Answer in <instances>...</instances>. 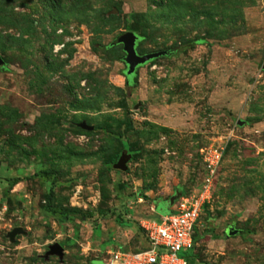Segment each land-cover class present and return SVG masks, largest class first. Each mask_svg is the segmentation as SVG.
<instances>
[{
	"label": "rangeland",
	"instance_id": "374dc122",
	"mask_svg": "<svg viewBox=\"0 0 264 264\" xmlns=\"http://www.w3.org/2000/svg\"><path fill=\"white\" fill-rule=\"evenodd\" d=\"M74 1L0 0V264L143 248L138 221L198 190L210 146L194 264H264V0ZM130 25L140 55L193 44L127 77L122 46L102 47Z\"/></svg>",
	"mask_w": 264,
	"mask_h": 264
},
{
	"label": "built area",
	"instance_id": "2783aa9c",
	"mask_svg": "<svg viewBox=\"0 0 264 264\" xmlns=\"http://www.w3.org/2000/svg\"><path fill=\"white\" fill-rule=\"evenodd\" d=\"M204 152L205 175L198 190L182 196L170 214L158 220L145 217L138 221L148 248L137 252L114 248L107 252L103 264H189L186 254L194 247L195 228L205 206L213 199L223 161L219 147L210 146Z\"/></svg>",
	"mask_w": 264,
	"mask_h": 264
},
{
	"label": "water",
	"instance_id": "95a60500",
	"mask_svg": "<svg viewBox=\"0 0 264 264\" xmlns=\"http://www.w3.org/2000/svg\"><path fill=\"white\" fill-rule=\"evenodd\" d=\"M139 41V36L134 33L133 31H125L119 34L114 41L111 43L113 46L121 45L123 51L125 53L123 62L126 66L125 74L127 77H132L135 75L137 68L151 62L159 57L167 55V51H158V52H151L147 54L140 55L137 52L136 46L137 42ZM204 41H201L203 43ZM131 156L124 153L121 155L120 159L117 163L114 164V168L119 171H126L127 170V163L129 162ZM182 197V193L179 191H175V195L170 199V207H172L178 199ZM172 212V211H171ZM170 212V213H171ZM169 213V214H170ZM24 230L21 227H17L13 229L9 234V238L11 241L15 239L16 236L19 234H23ZM238 231L233 230L230 228L228 230L229 235H236ZM64 255V249L59 243H55L49 246V251L46 254V257L50 256H58L62 258Z\"/></svg>",
	"mask_w": 264,
	"mask_h": 264
},
{
	"label": "trees",
	"instance_id": "16d2710c",
	"mask_svg": "<svg viewBox=\"0 0 264 264\" xmlns=\"http://www.w3.org/2000/svg\"><path fill=\"white\" fill-rule=\"evenodd\" d=\"M79 2H80V0H75L74 1V3L72 4V7L73 6H78L79 5ZM137 16V15H136ZM128 29H130V30H132V31H136L137 29L133 26V25H130L129 26V28ZM143 38V36H139V40L140 39H142ZM192 44H193V42H188V43H185V44H181V45H178V46H175V47H172V48H169V49H166L165 51H167L168 53H167V55H164V56H168V55H175V54H177V53H179V52H185V51H187L188 49H190L191 48V46H192ZM95 48H97V47H99L98 45H95L94 46ZM115 46H113L112 44H110V45H108V46H104V47H102V48H104L105 50H109V49H112V48H114ZM123 61V60H122ZM124 74H125V71H124ZM126 75V74H125ZM130 80V79H129ZM129 85H131V82H129ZM115 162V161H114ZM220 168H221V166H220ZM220 168H219V172H220ZM219 172H218V176H219ZM217 179H218V177H217ZM216 182H217V180H216ZM215 191H216V183H215V189H214V195H213V198H214V196H215ZM184 195H186L185 193L183 194V196ZM49 198V200H48V205H47V207H49V209L47 210V211H50V212H56V209L55 208H53L52 207V205H51V196H49L48 197ZM208 205V204H207ZM206 205V206H207ZM206 206H205V208H206ZM205 208H204V210H205ZM173 212V211H172ZM204 212V211H203ZM61 213H62V215L64 216H67L68 214H77V213H79V211L77 210V209H68V210H63V211H61ZM146 218H150V219H154V220H158L157 218H155V217H153L152 215L151 216H148V217H146ZM198 228L199 227H196L195 228V231H194V234H193V239H194V247H193V249L192 250H190L187 254H186V259L188 260V262H189V264H194V261L196 260V245H197V237H198ZM141 232H142V235H143V237H144V241H145V243H146V245L143 247V248H141V249H139V250H127V249H125V248H122V249H124V250H127V251H134V252H137V251H141V250H144V249H146V248H148V241H147V239H146V237H145V235H144V233H143V231L141 230ZM212 232V231H211ZM212 237L213 238H215V239H219V237L217 236V235H214V234H212ZM197 261V260H196ZM199 262V261H198Z\"/></svg>",
	"mask_w": 264,
	"mask_h": 264
},
{
	"label": "crops",
	"instance_id": "0c3cea01",
	"mask_svg": "<svg viewBox=\"0 0 264 264\" xmlns=\"http://www.w3.org/2000/svg\"><path fill=\"white\" fill-rule=\"evenodd\" d=\"M164 201H167V200H164ZM152 210H153V214H152V216L155 217L156 212H157V210H158V204H157V202H156L155 206H153ZM169 210H170V211H173L171 207L169 208ZM159 218H160V217H159ZM116 248H117V247H116ZM118 248H120V247H118Z\"/></svg>",
	"mask_w": 264,
	"mask_h": 264
}]
</instances>
